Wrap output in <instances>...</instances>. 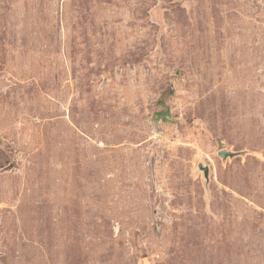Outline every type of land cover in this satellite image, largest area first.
I'll return each instance as SVG.
<instances>
[{
	"label": "rangeland",
	"instance_id": "obj_1",
	"mask_svg": "<svg viewBox=\"0 0 264 264\" xmlns=\"http://www.w3.org/2000/svg\"><path fill=\"white\" fill-rule=\"evenodd\" d=\"M0 264H264V0H0Z\"/></svg>",
	"mask_w": 264,
	"mask_h": 264
},
{
	"label": "water",
	"instance_id": "obj_2",
	"mask_svg": "<svg viewBox=\"0 0 264 264\" xmlns=\"http://www.w3.org/2000/svg\"><path fill=\"white\" fill-rule=\"evenodd\" d=\"M237 154H239V152L227 151L226 149H221L218 151V155L223 159H225L226 157H233ZM205 174H206V170H205Z\"/></svg>",
	"mask_w": 264,
	"mask_h": 264
}]
</instances>
